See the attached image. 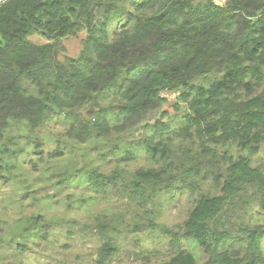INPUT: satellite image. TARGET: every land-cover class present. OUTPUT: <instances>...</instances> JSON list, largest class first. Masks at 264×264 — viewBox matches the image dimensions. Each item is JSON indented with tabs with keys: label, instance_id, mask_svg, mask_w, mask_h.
Returning <instances> with one entry per match:
<instances>
[{
	"label": "trees",
	"instance_id": "16d2710c",
	"mask_svg": "<svg viewBox=\"0 0 264 264\" xmlns=\"http://www.w3.org/2000/svg\"><path fill=\"white\" fill-rule=\"evenodd\" d=\"M168 93L174 114L151 123ZM47 126L48 241L114 194L147 214L125 231L156 246L139 245L148 264H264V0H0V188L44 160ZM185 193L176 231L147 208ZM92 225L107 264L115 228Z\"/></svg>",
	"mask_w": 264,
	"mask_h": 264
},
{
	"label": "rangeland",
	"instance_id": "374dc122",
	"mask_svg": "<svg viewBox=\"0 0 264 264\" xmlns=\"http://www.w3.org/2000/svg\"><path fill=\"white\" fill-rule=\"evenodd\" d=\"M216 1L222 3L224 0ZM84 37L85 33L80 32L76 36L61 39L60 44L63 48L61 58L76 57L82 49ZM28 39L34 44L47 43V40L38 34H32ZM165 96L166 101L161 108L150 115L151 123L160 119L166 121L174 114L176 95L168 93ZM167 113L169 115L161 118V115ZM49 130L52 129H48L47 126L38 133L45 138L39 147L43 151L44 160L39 162L38 159L24 155V163L16 166L17 175L14 182L0 188V264H96L98 250L106 240L97 234L92 225L97 219L110 221L115 228L111 234L115 237L117 249L107 264H148V260L143 259L140 254L139 245L145 243L143 246L148 249L156 246L151 242L146 243L147 238L142 230L133 234L125 231V229L132 230L135 223L143 222L147 214H143L142 217L135 216L134 205L126 198H119L114 194L103 198L97 197L88 211H81L77 215L82 231L74 234L73 238H69V235L64 233L65 228L62 230L57 227L53 230L51 240L48 241ZM55 133L56 131L53 130L52 134ZM140 133L141 130L137 128L128 139L136 140L140 137ZM33 149L34 146H30V150ZM262 155L264 150L259 156ZM146 162L145 157L140 155L133 162L132 168L143 166ZM190 200V196L185 193L171 201L162 199L154 205H148L147 208H154L156 220L176 231L186 218ZM72 214L74 215L73 212ZM261 223L264 224V219ZM84 224H89L91 228L84 227ZM127 224L129 227H126ZM31 228H34V231H31ZM30 232H34L33 239L30 238ZM156 234H160L161 238L165 236L159 231ZM165 248L166 245H163L157 249L163 251ZM196 251L198 250L195 249L194 252Z\"/></svg>",
	"mask_w": 264,
	"mask_h": 264
}]
</instances>
